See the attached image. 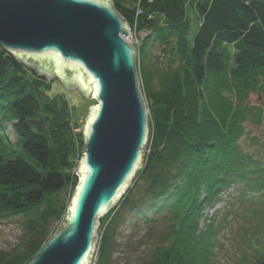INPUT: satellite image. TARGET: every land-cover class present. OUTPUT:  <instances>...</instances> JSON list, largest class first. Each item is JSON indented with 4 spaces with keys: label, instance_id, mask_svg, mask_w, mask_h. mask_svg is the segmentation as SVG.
I'll list each match as a JSON object with an SVG mask.
<instances>
[{
    "label": "trees",
    "instance_id": "trees-1",
    "mask_svg": "<svg viewBox=\"0 0 264 264\" xmlns=\"http://www.w3.org/2000/svg\"><path fill=\"white\" fill-rule=\"evenodd\" d=\"M112 2L131 26L130 0ZM190 10L199 22L192 40ZM136 17L150 30L136 67L151 144L132 185L100 219L94 264H223V237L232 238V264H264V156L240 142L242 121L261 116L243 103L264 90V0H153ZM157 47L168 55L165 67L151 63ZM42 82L0 45V222L17 220L22 230L15 248L0 250V264H29L38 255L79 183L75 137L82 134L67 99ZM222 201L228 212L216 211L201 227L203 211ZM125 216L141 235L121 250Z\"/></svg>",
    "mask_w": 264,
    "mask_h": 264
},
{
    "label": "water",
    "instance_id": "water-1",
    "mask_svg": "<svg viewBox=\"0 0 264 264\" xmlns=\"http://www.w3.org/2000/svg\"><path fill=\"white\" fill-rule=\"evenodd\" d=\"M129 31L112 0H0V45L38 76L96 101L82 126L79 183L29 264H92L100 219L143 166L151 128Z\"/></svg>",
    "mask_w": 264,
    "mask_h": 264
},
{
    "label": "rangeland",
    "instance_id": "rangeland-1",
    "mask_svg": "<svg viewBox=\"0 0 264 264\" xmlns=\"http://www.w3.org/2000/svg\"><path fill=\"white\" fill-rule=\"evenodd\" d=\"M133 1L134 0H130V3L134 7ZM146 2L148 3V1ZM144 4L145 2L142 4V9L144 7ZM189 13H190V19H191L190 39L192 40L198 30L199 22L196 19L195 13L191 12V10ZM149 18H151V16H149ZM136 21H137V17L135 13L131 26L129 25V27L132 28V34L126 38H127V42L133 45L136 49H139V47H141L143 40H145L150 35V30H148V28L141 29L139 24L138 23L136 24ZM161 56H162V59L160 58ZM167 59H168V55L164 56V54H162L161 48L157 47L152 50L151 63L155 65L156 64L159 65L158 63L161 62V65L165 67L167 65ZM137 62H138V59H137ZM147 65H150L149 62H147ZM40 78H44V77H40ZM44 79L46 82L45 83L42 82L40 85L44 86V85H47L46 83H50V85L52 86L50 90L51 95L61 94L67 99V101L69 102L70 108H71V119L75 126V131H79L82 134V126L84 125V122L87 118L89 109L92 105L96 103V101L94 99L93 100L88 99L79 90L68 89L67 87H65L64 83L57 78H53V79L44 78ZM139 79H140V75H139ZM140 88H141V79H140ZM142 94H143V91H142ZM225 95L229 100H231L235 104H237L238 100H240L239 96L238 95L236 96L234 93L226 92ZM243 106H255L261 111V116L259 117L258 123H255L252 119L247 118V117H246V121H242L243 123H245V133L240 140L241 145L245 148L246 151L249 152V154H253L261 158L264 156V90H260L259 92H253L249 94V96L246 97V101H244ZM10 134H11L10 139L14 140L13 133L10 132ZM78 137H82V135L81 136L78 135V132H77V135L75 137L76 138L75 139V143H76L75 169L80 161L82 154L84 153V146H82V143L80 142V139H78ZM150 144L151 142L148 143V146L145 149L147 154L149 153ZM74 171H73V174H74ZM235 196H237V194H233L231 198ZM231 198H229L228 201H230ZM224 207H225V211L228 212L229 204H226L225 201H222L219 203L217 202L214 207L212 208L209 207L205 211H203V215H205V217L204 219L200 221V226L205 227V224L207 223V219L205 218L206 217L210 218L212 215H214L216 211H220V213H222ZM237 212L243 213V211L241 210H238ZM61 221H55L54 224L51 226L50 231L55 232L60 226ZM257 223H258V220H257ZM235 224H236L235 222H232V221L230 222L229 224L230 227L227 229L228 235L231 236L232 233L234 232L235 226L232 227V225H235ZM134 229L135 228H133L132 222L130 221L128 216H125L123 218V223L121 224L118 234H117V241L121 245V248H120L121 250L129 239H132L133 241H135V239H138V237L141 235V232H137L136 229L135 230ZM21 235H22V230L17 220L0 222V250L11 251V248H15L16 245L20 242ZM99 239L100 238L98 237V243H99ZM222 241L224 242L223 244L225 245V249L222 252H220L221 257H222L221 261L223 264H232V260L230 261L232 257L226 250V249L229 250L230 247L232 246V243H231L232 238L223 237ZM98 243H97L96 251L98 250ZM96 251L94 254L92 264H94L97 258V255H98ZM116 255L120 257L119 253H117Z\"/></svg>",
    "mask_w": 264,
    "mask_h": 264
},
{
    "label": "built area",
    "instance_id": "built-area-1",
    "mask_svg": "<svg viewBox=\"0 0 264 264\" xmlns=\"http://www.w3.org/2000/svg\"><path fill=\"white\" fill-rule=\"evenodd\" d=\"M148 1V3H151L153 0H134L133 1V5H134V8L136 9V15L138 16L139 14L142 13V4L144 2ZM132 34V29L130 27V31H129V34L126 36L128 37L129 35ZM125 37V39L127 40V38Z\"/></svg>",
    "mask_w": 264,
    "mask_h": 264
},
{
    "label": "bare ground",
    "instance_id": "bare-ground-1",
    "mask_svg": "<svg viewBox=\"0 0 264 264\" xmlns=\"http://www.w3.org/2000/svg\"><path fill=\"white\" fill-rule=\"evenodd\" d=\"M125 39V38H124ZM126 40V39H125ZM127 41V40H126ZM129 43V42H128ZM130 44V43H129Z\"/></svg>",
    "mask_w": 264,
    "mask_h": 264
}]
</instances>
